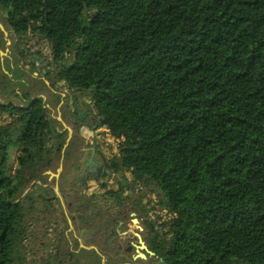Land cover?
Wrapping results in <instances>:
<instances>
[{
	"label": "trees",
	"instance_id": "16d2710c",
	"mask_svg": "<svg viewBox=\"0 0 264 264\" xmlns=\"http://www.w3.org/2000/svg\"><path fill=\"white\" fill-rule=\"evenodd\" d=\"M0 12L16 61L42 58L24 37L49 43L39 73L71 92L50 89L54 104L92 109L93 129L123 138L110 168L157 183L182 255L264 264V0H0ZM21 95L0 100V264L21 262L15 200L67 133L42 96Z\"/></svg>",
	"mask_w": 264,
	"mask_h": 264
},
{
	"label": "flooded vegetation",
	"instance_id": "af4514ba",
	"mask_svg": "<svg viewBox=\"0 0 264 264\" xmlns=\"http://www.w3.org/2000/svg\"><path fill=\"white\" fill-rule=\"evenodd\" d=\"M85 111L90 123L82 121ZM69 115L71 130H93L92 109ZM69 134L57 174L49 178L55 153L34 160L35 176L23 189L29 196L19 199L22 191L15 200L26 211L21 243H31L24 246L30 255L24 264H213L210 256L182 255V243L171 242L172 213L156 182L113 171L100 159L97 142L95 148ZM1 193L9 198L5 188Z\"/></svg>",
	"mask_w": 264,
	"mask_h": 264
},
{
	"label": "rangeland",
	"instance_id": "374dc122",
	"mask_svg": "<svg viewBox=\"0 0 264 264\" xmlns=\"http://www.w3.org/2000/svg\"><path fill=\"white\" fill-rule=\"evenodd\" d=\"M17 41L16 36L14 33L9 29L6 20L4 16H2V13L0 12V100L2 102H12L13 104L19 105L22 103V95L16 96L13 92L18 91L21 94L24 92H29L31 95H36L38 93L36 92H42L41 95H43L44 100L46 103L51 101L50 103H53V105L48 108V112L50 116L56 117L58 114L60 115V119L62 122H64L67 126L70 127L71 125V119H70V110H69V104L66 103V105H61L58 107V104L55 103V99L52 96L50 89L55 90L57 93L67 95L71 92L66 88V86L63 85V83H57L53 88L50 87L49 81L39 73V70L41 69V63H43L44 59H47L50 53L49 50V43L43 39L39 40L34 35L30 34L23 38V40L20 42V45L23 49L27 50L29 53H32L34 51L39 50L42 55V61L35 62L33 65L34 67H30V61H33L32 59L34 56H29L28 59L25 61H16L15 55L17 54L13 48L12 45ZM18 63V64H17ZM10 64V65H9ZM45 65H42V67ZM20 69V71L15 70ZM24 75L22 76L21 74ZM34 77H36L38 80L41 81L43 79L46 81L47 86L43 88L42 85H40L39 82L34 81ZM10 80V82H9ZM65 98V96H63ZM66 102V101H65ZM9 119L6 117V115L2 116L0 118V123H4L5 121H8ZM82 121L85 123H90L91 118L89 114H86L82 117ZM56 127L61 129V126L56 123ZM83 127H79L77 130H71V133L69 135H72L74 132L77 136L84 140L86 143L92 142V146L96 148V142L98 143L99 147V157L103 161H110L113 157L119 156L125 146L123 145V138H116L112 136L109 131H107L104 128H101V131H99V135L96 137V129H93L91 131H87L85 129H82ZM78 137V138H79ZM67 138V133L65 135V139ZM89 144V145H91ZM9 151V159H8V173L13 174L14 169L17 166V155H18V149L14 147H10L8 149ZM60 161L56 157V161L54 164H52L51 168H49V172H51L50 179L53 178L57 174V170L60 169ZM26 195L29 196L26 190L23 191V194L19 196V199L23 200ZM31 243H20V248L22 250L20 256L19 263L17 264H24V256L30 257L29 254L24 251V246L29 247ZM33 244V243H32Z\"/></svg>",
	"mask_w": 264,
	"mask_h": 264
},
{
	"label": "crops",
	"instance_id": "0c3cea01",
	"mask_svg": "<svg viewBox=\"0 0 264 264\" xmlns=\"http://www.w3.org/2000/svg\"><path fill=\"white\" fill-rule=\"evenodd\" d=\"M41 80H43V79H41ZM44 81V80H43ZM45 83H46V81H44ZM54 91V90H53ZM16 93H18L19 95H21V93L20 92H18V91H15ZM36 93H38V94H36V95H39V96H42L43 97V95H41L42 94V92H36ZM55 93H57V92H55ZM59 94V93H58ZM63 96H65V95H63V94H61V97L63 98ZM43 99H44V97H43ZM21 101H22V99H21ZM51 101H49L47 104H46V106L48 107V108H50V106L51 105H53V103H50ZM64 104V101L63 100H61L60 102H59V104H58V107H60L61 105H63ZM52 118H54L56 121H57V124L58 125H60L61 126V129L60 128H58V130L60 131V132H63V131H65V130H67L69 133H71V127H69V126H67L64 122H62L61 121V119H60V115L58 114V116H56V117H53V116H51ZM86 130V129H85Z\"/></svg>",
	"mask_w": 264,
	"mask_h": 264
},
{
	"label": "water",
	"instance_id": "95a60500",
	"mask_svg": "<svg viewBox=\"0 0 264 264\" xmlns=\"http://www.w3.org/2000/svg\"><path fill=\"white\" fill-rule=\"evenodd\" d=\"M34 58H38V56L36 55V56H34ZM34 58L32 59V60H34ZM40 61H42V59H40ZM43 72H45V70H43ZM47 83V82H46ZM85 114H86V111H85ZM79 118L81 119V115H79ZM69 138H70V136H69ZM68 138V139H69Z\"/></svg>",
	"mask_w": 264,
	"mask_h": 264
},
{
	"label": "built area",
	"instance_id": "2783aa9c",
	"mask_svg": "<svg viewBox=\"0 0 264 264\" xmlns=\"http://www.w3.org/2000/svg\"><path fill=\"white\" fill-rule=\"evenodd\" d=\"M106 129V128H105ZM108 131V129H106Z\"/></svg>",
	"mask_w": 264,
	"mask_h": 264
}]
</instances>
